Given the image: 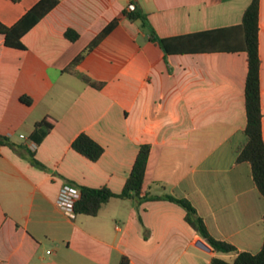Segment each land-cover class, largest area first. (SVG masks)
Segmentation results:
<instances>
[{"label":"crops","instance_id":"1","mask_svg":"<svg viewBox=\"0 0 264 264\" xmlns=\"http://www.w3.org/2000/svg\"><path fill=\"white\" fill-rule=\"evenodd\" d=\"M39 1L0 0V22L14 24ZM250 1L56 0L22 36L24 49L5 46L0 33V264L231 261L235 254L214 252L168 199L114 197L95 216L68 217L56 205L64 184L121 192L142 144L150 146L143 191L186 198L211 236L260 250L264 197L250 165L235 161L245 142L247 54L226 50L240 42ZM130 2L169 39L168 52L140 20L122 16ZM258 41L264 140V0ZM43 118L51 129L36 125ZM80 133L103 147L98 160L72 148Z\"/></svg>","mask_w":264,"mask_h":264},{"label":"trees","instance_id":"2","mask_svg":"<svg viewBox=\"0 0 264 264\" xmlns=\"http://www.w3.org/2000/svg\"><path fill=\"white\" fill-rule=\"evenodd\" d=\"M56 0H40L29 9L14 24L7 26L0 22V33L3 35L4 45L12 48L24 49L22 36L49 10ZM259 7L260 0H251L245 8L241 23L238 28L241 30L240 42L232 48L226 50L245 51L247 54V74L244 86V105L246 112V125L244 127L245 142L237 151L235 161L247 162L250 165L251 176L254 185L259 193L264 197V140L262 137V112L260 102V54H259ZM122 16L128 20H140L141 26L148 30L149 40L158 44L164 51L168 52L169 39L159 37L152 26L149 24L147 15L138 11L136 8L129 10L123 9ZM117 20L108 24L70 64L69 68L80 62L85 54L92 50L102 38L116 25ZM65 35L70 40H76L78 33L68 29ZM79 77L89 85L100 88L102 83L93 81L85 74H78ZM29 103L30 98H22ZM38 127H46L47 130L53 126V121L46 118L40 120ZM6 140V139H4ZM72 148L86 157L90 161H96L103 153V147L89 137L86 133H80L72 142ZM150 146L140 145L132 169L125 180L121 192L115 193L106 186L97 188L81 187L80 195L74 203V213H82L89 216L98 214L104 203L114 197L137 199L138 202L157 199H168L173 201L185 210V221L200 235L216 253H233L235 256L231 261L220 257H213L209 264H264V238L259 251L251 253L248 251H237L236 248L223 240L211 236L204 224L203 219L197 214L193 206L186 198H175L170 194L152 195L143 191V178L148 160ZM37 163L36 161H34ZM264 221V215H263ZM120 264H127L123 258Z\"/></svg>","mask_w":264,"mask_h":264},{"label":"built area","instance_id":"3","mask_svg":"<svg viewBox=\"0 0 264 264\" xmlns=\"http://www.w3.org/2000/svg\"><path fill=\"white\" fill-rule=\"evenodd\" d=\"M134 8V3L130 2L127 9L132 10ZM20 137H24V135H20ZM79 195L80 191L77 187L71 184H64L58 191L55 203L68 217H73L75 215L73 210L74 203Z\"/></svg>","mask_w":264,"mask_h":264}]
</instances>
